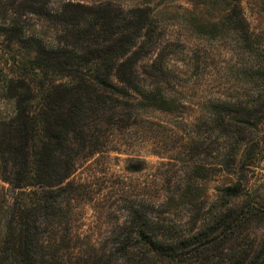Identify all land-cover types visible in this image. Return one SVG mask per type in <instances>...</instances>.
Instances as JSON below:
<instances>
[{"label": "trees", "instance_id": "trees-1", "mask_svg": "<svg viewBox=\"0 0 264 264\" xmlns=\"http://www.w3.org/2000/svg\"><path fill=\"white\" fill-rule=\"evenodd\" d=\"M52 3L17 4L42 20L63 23L47 36L17 19L7 21L0 0V36H6L0 49V264H264V204L247 189L243 170L253 152L239 136L264 120V108H256L264 106V63L239 4L209 2L218 17H191L190 23L202 38H230L239 57L232 73L253 87L256 99L244 105L235 98L207 101L215 134L206 147L210 167H192L163 200L161 217L133 208L109 249L90 246L84 253L66 216L74 194L67 179L77 159L111 142L127 126L122 114H179L186 102L174 93L186 85L176 83L179 71L168 59L173 53L157 54L158 17L147 8ZM193 63L183 65L184 78H191ZM200 178L217 183L205 203ZM172 208H191L187 229L164 218ZM258 223L263 233L256 238L251 230Z\"/></svg>", "mask_w": 264, "mask_h": 264}, {"label": "rangeland", "instance_id": "rangeland-1", "mask_svg": "<svg viewBox=\"0 0 264 264\" xmlns=\"http://www.w3.org/2000/svg\"><path fill=\"white\" fill-rule=\"evenodd\" d=\"M51 1L53 8L58 7L59 1L86 6L120 7L125 10L131 7L147 8L158 17L154 40L161 45L157 54L160 55L161 50L163 53H173L169 54L168 59L171 68L179 71L176 83L186 85L183 91L176 89L174 93L180 101L186 102L179 114L139 111L130 118L122 114L120 119L127 126L114 133L111 142L98 145L95 152L80 156L67 179L74 194L66 216L70 233L73 238H78L76 248L84 253H88L90 246L107 250L110 239L115 237L118 227L123 224L131 209H143L150 216L161 217L159 212L163 200L170 195V191L175 190L192 167H210L212 160L206 147L215 140V134H210L207 123V101L216 98L232 101L235 98L244 105L248 99H256L258 94L251 92L253 87L246 86L233 75L231 66L239 57L231 48L233 42L230 38L211 40L202 38L193 30L191 17H218V11L209 4L215 0ZM229 1L239 4L254 40L259 45L260 61L264 63V0ZM18 2L4 0L2 13L4 15L7 12V21L17 19L26 30H41L47 36L54 35V27L62 29L63 23L58 22L61 25L58 26L56 18L42 20L30 14L27 5H17ZM64 18L72 19L67 13ZM5 39L6 36H0V49L6 44ZM69 41L73 43L75 39L71 37ZM16 54L22 56L19 52ZM190 59L194 62L193 73L190 72L191 78H184L186 67L183 65L188 66ZM249 93L252 94L251 98L247 97ZM261 94L264 95L263 92ZM256 108L261 112L264 106ZM239 136L243 144L250 146L249 153L253 152L251 164L243 170L247 189L258 203L264 204V120L256 130L249 133L246 131ZM249 159L245 158L246 161ZM199 184L198 194L204 195L205 203L208 196L214 195L217 183L200 178ZM205 207L202 205L200 209ZM189 213L191 208H172V213L164 218L177 222L176 227L183 230L187 229ZM252 229L256 238L263 233L261 223L253 224Z\"/></svg>", "mask_w": 264, "mask_h": 264}]
</instances>
